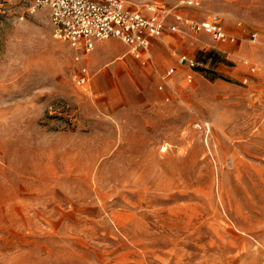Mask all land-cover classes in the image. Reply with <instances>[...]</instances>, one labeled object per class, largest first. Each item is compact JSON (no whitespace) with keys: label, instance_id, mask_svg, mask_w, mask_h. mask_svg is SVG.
Returning <instances> with one entry per match:
<instances>
[{"label":"rangeland","instance_id":"rangeland-1","mask_svg":"<svg viewBox=\"0 0 264 264\" xmlns=\"http://www.w3.org/2000/svg\"><path fill=\"white\" fill-rule=\"evenodd\" d=\"M125 1L236 40L78 53L0 0V264H264V0Z\"/></svg>","mask_w":264,"mask_h":264},{"label":"built area","instance_id":"built-area-1","mask_svg":"<svg viewBox=\"0 0 264 264\" xmlns=\"http://www.w3.org/2000/svg\"><path fill=\"white\" fill-rule=\"evenodd\" d=\"M30 10L46 9L54 36L68 43L78 53H89L97 42L118 39L129 47V52L136 58L149 51L152 39L163 37L167 32L204 30L219 43H234L236 38L228 34L217 15L205 21H194L183 17L178 8L147 5L145 9L132 10L125 0H27ZM189 6H199L198 1H188ZM256 39V34H253ZM181 63L189 68H196L199 63L186 55ZM256 72L255 67H250ZM175 68L170 69L167 80ZM81 83L89 79L86 68L82 69ZM192 82L193 75L187 76Z\"/></svg>","mask_w":264,"mask_h":264},{"label":"crops","instance_id":"crops-1","mask_svg":"<svg viewBox=\"0 0 264 264\" xmlns=\"http://www.w3.org/2000/svg\"><path fill=\"white\" fill-rule=\"evenodd\" d=\"M170 35H171V33L167 32L163 37L152 39L151 46H152L154 52H157L161 47L168 45L167 43H168V38ZM97 44H99V42H97ZM107 46L113 47V43L108 42Z\"/></svg>","mask_w":264,"mask_h":264}]
</instances>
